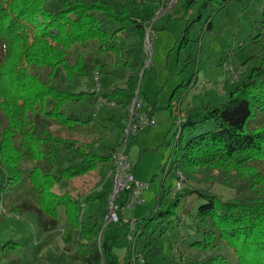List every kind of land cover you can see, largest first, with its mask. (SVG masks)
I'll use <instances>...</instances> for the list:
<instances>
[{
    "label": "trees",
    "instance_id": "trees-1",
    "mask_svg": "<svg viewBox=\"0 0 264 264\" xmlns=\"http://www.w3.org/2000/svg\"><path fill=\"white\" fill-rule=\"evenodd\" d=\"M52 1L59 4L49 9L46 5ZM205 1L221 12L231 0H195L183 7L186 26L180 39L182 47L191 42L188 35L195 25L201 24L206 32L212 31V24L208 19L202 21L199 12L191 16L192 20L189 18V8ZM145 29V22L125 11H112L108 4L98 0H0V167L5 177L4 188L13 191L27 183L37 213L44 216L39 223L45 232L57 226L58 209L62 208L66 224L76 231L79 253L92 254L96 264L100 257L108 264H116L112 245L117 234L102 237L98 244L99 225L87 230L80 220L77 202L66 194H56L53 188L58 181L86 175L98 166L112 170L114 150L103 154L85 151L69 139L53 135L47 124L41 127L39 121H51L69 130L88 125V120L65 115L62 108L69 103L85 102L91 94L72 93L51 85L50 81L57 67L63 68L67 80L73 75L88 77L90 69L81 62L75 71L69 67L68 51L76 46L85 49L90 43L100 53L121 52L128 71L123 88L101 96L107 102L120 104L134 98L139 100L142 93L137 84L140 73L143 71L142 77L146 71L143 56L138 49L124 51L116 43L120 39L129 40L133 33H143ZM251 41L254 45L264 44V37L258 35ZM78 55L81 56L75 54V59ZM40 69L48 70L45 80L36 73ZM187 90L188 85L183 83L176 86L167 108L177 107ZM143 99H146L144 94ZM148 107L146 104L145 115L152 116L154 108ZM259 117H264V55L259 66L244 74L232 91L209 106L184 113L173 168L193 186L184 193L175 192L162 208L151 211L142 222L134 221L136 249L141 243L145 247L156 230L164 233L162 224L178 219L175 210L180 202L194 197L199 203L192 216L196 240L189 247L207 251L217 243H224L232 250L235 264H264V171L253 165L264 164V120ZM114 123L118 130L125 131L120 123ZM55 146L70 156L63 168L55 167ZM24 160L44 166H34L24 177L20 169ZM198 169L205 171L204 181L195 177ZM206 183L209 187L202 188ZM214 184L233 190L234 198L224 200L212 193L210 187ZM165 193L158 195V204ZM124 204L125 200L118 207L121 223ZM89 241L92 243L88 244ZM198 264L229 263L223 257H216Z\"/></svg>",
    "mask_w": 264,
    "mask_h": 264
},
{
    "label": "rangeland",
    "instance_id": "rangeland-1",
    "mask_svg": "<svg viewBox=\"0 0 264 264\" xmlns=\"http://www.w3.org/2000/svg\"><path fill=\"white\" fill-rule=\"evenodd\" d=\"M98 1L108 4L112 11H125L146 23L143 33L135 32L129 40L120 39L116 43L124 51L138 49L143 56V69L146 71L142 77L143 71L139 76L137 88L142 94L137 102L144 103L139 105L135 102L136 98L129 103H113L101 96L104 92L123 88L128 71L121 52L118 55L100 53L96 45L90 43L85 49L76 46L68 51L69 67L75 71L81 64L87 66L91 72L88 77L73 75L67 80L63 68L57 67L50 81L51 85L72 93L85 91L91 94L85 102L69 103L62 108L65 115L88 120V125L69 130L43 119L39 124L41 127L47 124L53 135L69 139L85 151L96 154H103L106 150L117 152L123 147L125 131L118 130L114 122L126 129L131 116L139 111L145 113V105L148 104L149 109L154 108L156 125L129 138L125 147L135 180L148 187L141 191V204L124 210L122 223L104 220L112 170L98 166L86 175L58 181L53 191L58 195L66 194L67 198L77 202L80 220L87 230L95 224L99 225L101 232H104L103 235L99 232L98 244L102 237L111 238L117 234L112 245L116 264H198L216 257H223L229 264H235L232 250L224 243H217L216 247L207 251L189 247L196 240L192 216L199 203L194 197L184 198L180 202L175 210L178 219L162 224L164 233L156 230L145 247V243H141V247L136 249V234L131 235L128 226L129 221L142 222L151 211L163 207L172 197L176 175L183 178L179 193L193 186L173 168L177 123H181L187 110L209 106L232 91L244 74L259 66L264 55V44L254 45L251 39L258 35L264 37V0H231L221 12L206 1L203 5L196 3L189 8L190 20L197 11L202 21L209 20L213 30L206 32L203 25H195L188 35L191 42L184 47L180 40L186 26L183 7L195 0ZM58 4L52 1L46 7L54 9ZM157 5H160L159 9ZM138 42H142V45ZM75 54L81 56L75 59ZM36 73L45 80L48 70L40 69ZM96 74L100 76L99 86L93 84ZM180 83L188 85L186 96L174 109L167 108L170 93ZM143 94L146 99H143ZM49 102L47 99L46 107ZM259 118L264 120V117ZM54 148L55 167H65L70 156L60 147ZM36 165L44 166L24 160L20 165L23 176ZM253 165L259 171H264V164ZM197 172L199 174H195V177L204 181L205 171L198 169ZM215 174L212 172V175ZM4 187L5 177L0 167V264H96L92 254L79 253L76 231L66 224L62 208L58 209L57 226L45 232L39 223L44 216L37 213L36 202L27 183L13 191ZM207 187L209 183L202 186ZM210 189L224 200L235 196L233 190L219 184L212 185ZM164 192L167 193L158 204V195L162 196ZM98 264L108 263L100 257Z\"/></svg>",
    "mask_w": 264,
    "mask_h": 264
},
{
    "label": "built area",
    "instance_id": "built-area-1",
    "mask_svg": "<svg viewBox=\"0 0 264 264\" xmlns=\"http://www.w3.org/2000/svg\"><path fill=\"white\" fill-rule=\"evenodd\" d=\"M100 76L98 74L93 76L94 86H99ZM137 102V98L135 99ZM138 103V102H137ZM140 105V103H138ZM156 125L155 119L152 116H146L145 113L140 111L131 116L127 128L124 132L123 147L112 156V171H111V191L108 198V208L104 216L106 222H119L118 220V207L121 201L125 200L124 207L121 208V214L124 210L134 204H141L140 198L141 191L147 188V185L137 182L133 175V167L127 156L125 147L127 140L130 137L136 136L140 131ZM181 132L180 123H177L174 139L179 138ZM176 186L171 190L173 195L180 189L183 178L176 175ZM129 232L134 234L135 223L133 220L129 221ZM130 238V237H129ZM132 239V238H131Z\"/></svg>",
    "mask_w": 264,
    "mask_h": 264
},
{
    "label": "crops",
    "instance_id": "crops-1",
    "mask_svg": "<svg viewBox=\"0 0 264 264\" xmlns=\"http://www.w3.org/2000/svg\"><path fill=\"white\" fill-rule=\"evenodd\" d=\"M160 6V5H159ZM157 8H159V7H157ZM179 12H180V10H179ZM213 30V29H212ZM171 94V93H170ZM170 96V95H169ZM169 99V98H168ZM183 104V103H182ZM152 117L155 119V116H154V110H153V112H152ZM134 175V174H133ZM122 218H123V216H122ZM123 220V219H122ZM128 221V220H127ZM123 222H124V220H123ZM125 229V228H124Z\"/></svg>",
    "mask_w": 264,
    "mask_h": 264
}]
</instances>
